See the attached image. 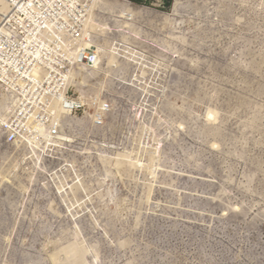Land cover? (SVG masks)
Returning <instances> with one entry per match:
<instances>
[{
	"label": "rangeland",
	"instance_id": "obj_1",
	"mask_svg": "<svg viewBox=\"0 0 264 264\" xmlns=\"http://www.w3.org/2000/svg\"><path fill=\"white\" fill-rule=\"evenodd\" d=\"M130 1L145 66L104 59L101 127L37 167L1 131L0 264H264V0Z\"/></svg>",
	"mask_w": 264,
	"mask_h": 264
},
{
	"label": "built area",
	"instance_id": "obj_2",
	"mask_svg": "<svg viewBox=\"0 0 264 264\" xmlns=\"http://www.w3.org/2000/svg\"><path fill=\"white\" fill-rule=\"evenodd\" d=\"M94 2L0 0V76L6 81L0 79V83L13 94L0 108V125L5 133L10 132L6 145L14 146L26 137L42 139L43 134L48 135V141L57 140L67 128L57 115L58 100L62 109L70 110L76 117L84 118L88 110L96 114L101 108L93 98L88 107L77 104L81 92L76 83L84 81L85 75L72 77L81 65L93 69L98 62L95 45L88 47L84 40L83 19L94 16ZM93 35H97L96 31ZM51 66L61 68L63 74ZM23 82L27 85H21ZM7 106H12V110H6ZM104 110L110 112V105ZM7 117V124H3L1 120ZM35 126H39L38 132Z\"/></svg>",
	"mask_w": 264,
	"mask_h": 264
},
{
	"label": "bare ground",
	"instance_id": "obj_3",
	"mask_svg": "<svg viewBox=\"0 0 264 264\" xmlns=\"http://www.w3.org/2000/svg\"><path fill=\"white\" fill-rule=\"evenodd\" d=\"M179 4L180 2L178 1L176 4V8ZM93 7L95 9L94 16L88 17V19H83L84 25H85L84 40H86L85 45L88 47H93L95 45V53L98 56V62L96 63L93 69H90L87 65L84 64V65H81L80 68H77L72 72V77L79 76V74L85 75V80L80 81V82L78 81L76 85L79 87V90L81 92V97L78 100L79 102L77 104L83 105L86 107L90 105L92 98L99 101L98 97L100 96V93L92 94L90 95V98L88 96L90 94L91 84L93 83V81L91 82V80L98 79L104 59L106 58L108 59V66H109V69L112 71L120 68V66L122 65V59H125L129 63H133L137 67L145 66L144 56L136 52L135 49H133L132 47H129V45H131V43L129 44V42L132 39L131 38L132 36L139 37V35L142 33L141 31L145 30L143 28V25L149 24L147 22H148V19L150 18V16L146 15L142 9L140 8L136 9L135 6H133L129 1H126V0H95V2L93 3ZM157 20H155V25L156 23L160 22V21L156 22ZM165 21L167 24L171 23L169 19ZM135 30H137L138 32H136ZM93 31L94 32L96 31V34H97L96 36L93 35ZM119 59H121V61ZM51 68L57 73L63 74V72L61 71V68H56L54 66H51ZM68 78H71V77L69 76ZM0 79H2L3 82H6L4 78H2L1 76H0ZM13 80H14V77H13ZM21 85L26 86L27 84L23 82ZM7 89L9 92L7 91ZM87 91L89 92L87 93ZM10 92L11 91L9 87L0 83V108H3V104L6 101L11 100V96L13 94ZM61 93L63 95L61 98L64 99L65 91L62 90ZM96 94H98V96ZM59 96L60 95H58V99H61ZM101 109L102 108L98 109L96 111V114H91L90 111L88 110L84 118L76 117L70 110L62 109L60 106V102L58 100L57 106H56L57 115L59 116V118H61L63 121L66 122V127H67L62 130L59 138L55 141H48V135L43 134L42 139L41 138L39 139L37 137L36 138L26 137L24 138L23 141L20 139L16 141L14 145L22 146L25 148L29 146L32 147L35 153L33 154V151L31 153V155L33 154V158L35 157V155H37L38 149H42L47 144L49 145V144L55 143L56 144L55 146L57 148H65L67 145H70V144L75 145L78 142L77 139L79 137L74 135V131L76 129H75L74 124H71V122L74 121L75 119L81 120V119H85L86 117H89L88 119L91 120V122H93V120L95 119L94 124H96L97 127L98 126L101 127L100 124L104 122L103 121L104 117H106V115L110 113L104 109L103 111H101ZM6 110L11 111L12 106H7ZM93 115H95V117H93ZM1 121L3 124H7L8 117L5 118L4 120L2 119ZM39 129H40L39 126H35V130L37 132L39 131ZM1 131H3L2 125H0V134H2ZM66 131H69L70 133L67 134ZM6 134L8 138L10 132H6L5 135ZM27 144H30V145L28 146ZM55 151L54 153H57L59 150H55ZM41 153H42L41 151H38V156H36L37 161H39L40 163V164L34 163L36 167L41 165L42 161L41 159H38L40 156H42ZM4 179H5V183L11 184L10 182L11 178L6 177ZM77 179L81 180V176H79ZM61 188L64 189L63 192H60L58 190V192L61 195L67 194L68 191L71 192L70 187H66V188L61 187Z\"/></svg>",
	"mask_w": 264,
	"mask_h": 264
}]
</instances>
